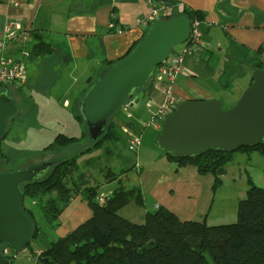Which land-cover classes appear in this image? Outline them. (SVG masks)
I'll return each mask as SVG.
<instances>
[{"label":"crops","instance_id":"obj_1","mask_svg":"<svg viewBox=\"0 0 264 264\" xmlns=\"http://www.w3.org/2000/svg\"><path fill=\"white\" fill-rule=\"evenodd\" d=\"M171 1L180 12L187 8L204 14L202 31L209 44L206 50L199 52L198 60L186 58L185 66L191 75L177 79L175 92L180 103L218 97L224 104L227 100L238 102L253 81V76H248L244 69L236 70L233 61L238 53L255 61L253 70L260 65L264 67V0ZM150 10L148 0H0V37L8 22L20 21L22 35L7 44L5 54L25 61L29 77L24 85L30 84L36 93L70 109L80 104L108 63L123 58L143 38L145 27L141 22ZM117 29H122V34L117 33ZM40 41L51 45L54 51L36 56L34 47ZM224 75L234 78L229 86L222 81ZM243 79L238 92L235 85ZM145 95L147 99L152 95L156 104L163 99L161 92L153 87ZM136 117L133 124L139 128L147 117ZM84 136L82 132L75 138L82 140ZM231 157L226 174L221 176L222 184L216 190L213 174L202 175L196 166L179 164L167 156L156 160L155 165L150 164L146 170L137 162L140 181L131 187L122 185L121 176L114 177L110 172L103 180L95 174L89 176L91 185L100 187L101 195L112 196L119 188L135 192L130 203L118 211L119 215L133 202L142 208L146 203L150 206L145 207L144 217L139 221L129 219L136 224H143L148 212L165 208L183 221H205L217 226L228 224L233 216L218 215V210L210 218L214 208L231 205L232 212L229 207L225 212L231 216L239 201L246 197L249 180L264 188L261 152L237 151ZM124 172L129 179L127 171ZM70 209L69 216L64 218L63 214ZM63 214L60 226L54 230L57 239L89 219L92 210L86 201L77 197Z\"/></svg>","mask_w":264,"mask_h":264},{"label":"trees","instance_id":"obj_2","mask_svg":"<svg viewBox=\"0 0 264 264\" xmlns=\"http://www.w3.org/2000/svg\"><path fill=\"white\" fill-rule=\"evenodd\" d=\"M176 15L186 16L190 21L196 18L204 23V14L187 8L181 12L177 9L167 20ZM53 51V47L44 41L34 47L36 56L48 55ZM113 63H108V66ZM232 78L224 75V85L229 86ZM151 86L150 82L143 92L150 90ZM114 127L115 123L109 121L105 135L92 143L90 150H99L108 143L119 142L120 137L113 131ZM8 131L9 128L1 141L7 137ZM86 136L85 133L84 138ZM78 141V138L59 134L46 151ZM239 151H259L264 156V144ZM233 154L211 150L198 158L174 159L165 156L179 164L196 166L202 175L213 174V188L216 190L222 184L221 176L226 174V166ZM1 155L3 167L7 156L2 151ZM77 159L69 165L55 161L45 177L23 186L25 198L55 195L44 210V219L49 225L60 226L62 214L77 197L86 201L92 210L89 219L66 236L50 243L39 257L49 258L53 264H264V188L255 185L252 180H249L246 197L238 203L236 223L211 226L205 221H183L175 213L158 208L146 214L143 224H136L118 213L130 203L135 192L119 188L112 196L101 198L100 187L92 186L87 175L79 173ZM75 173L79 175L73 180L71 177ZM22 211L33 224L32 242L28 246L32 251L40 225L24 203ZM6 247L11 249L10 246ZM6 258L13 264L12 256Z\"/></svg>","mask_w":264,"mask_h":264},{"label":"water","instance_id":"obj_3","mask_svg":"<svg viewBox=\"0 0 264 264\" xmlns=\"http://www.w3.org/2000/svg\"><path fill=\"white\" fill-rule=\"evenodd\" d=\"M189 34L190 20L186 16L156 20L124 58L100 74L79 104L92 143L105 135L111 118L146 89L157 67ZM134 101L138 104L140 98ZM16 113L13 95L6 90L0 92V141ZM155 142L174 159L198 158L211 150L234 153L264 144V67L254 70L252 84L234 106L224 107L220 97L181 102L166 119ZM52 166L53 162H49L7 172L2 170L0 149V264H11L2 254L3 247L10 246L16 255L28 250L33 224L22 211L23 186L45 177ZM38 262L53 264L43 257Z\"/></svg>","mask_w":264,"mask_h":264},{"label":"rangeland","instance_id":"obj_4","mask_svg":"<svg viewBox=\"0 0 264 264\" xmlns=\"http://www.w3.org/2000/svg\"><path fill=\"white\" fill-rule=\"evenodd\" d=\"M147 29L148 27L145 28L144 32H146ZM180 48L181 45L177 46L175 50L178 51ZM254 62V60L249 61V58L245 55L242 56L241 53H238L233 64L236 66V70L244 69V71L248 73V76L251 77L254 73ZM233 79L234 78H232L231 81H233ZM243 82L244 79L238 80V84L235 85L238 92H240L239 88H241L240 86ZM5 90L12 94L16 100L17 113L9 120L7 137L0 143L1 151L8 155L3 162L2 170L4 171L12 172L19 169L33 168L44 163L55 161L65 162L69 165V163H72L75 158L78 157L77 163L79 165V173H85L89 180L90 174H95L98 178L103 180L104 175L110 172L115 175L114 177L121 176L122 185L131 187L132 185H138L140 181V175L137 173V170L140 168L136 167L137 162H139L140 167L142 165V170H146L150 164H154L156 160H161V158L165 157V154L157 147L155 142L161 130H156L154 128H147L142 132L138 130L139 133H141L142 144L137 152L129 148L128 139L122 132V126L129 123L123 109H120L110 120V122L115 123L113 131L120 137L119 142L114 144L108 143L99 150H90L93 144L87 134L83 119L79 118L81 117L79 105L76 107L72 106L70 109H65L62 107L61 102L57 104L55 100L50 99L48 96L36 93L30 88V84H13L7 88L0 89V92ZM147 92H149V89L138 93V98H140L141 101L137 104L138 107L136 106L135 109H133L135 117L146 118L149 115V110L145 107V102L147 100L145 93ZM234 103L236 104L237 102L227 100L224 107L234 106ZM82 132L87 134L84 139L66 147L54 148L51 151H46V148L54 142L59 134H65L69 137H80ZM85 151L89 152L84 153ZM124 171H127L129 179H126V174H124L126 172ZM79 173H75L71 179H77ZM119 186H121V184ZM116 187H118V184H116ZM54 196L55 195H40L37 198H25L24 206L28 211H31L35 219H37L38 225H40V233L36 237L35 242L32 243V251L28 249L22 254L12 255L11 259L13 264H40L38 258L41 252L45 250L51 242L57 239V234L54 230L58 227H55L54 224L49 225L44 219V210ZM146 206L148 208L150 207L147 203ZM146 206L142 208V206L133 202L131 205L121 210L120 214L127 219L139 221V219L144 217L143 214L146 211ZM230 206L231 205H218L212 211L210 218H213L212 216L214 214L216 215L219 210L217 213L218 215L233 216L232 220H229V222L227 221L228 224L236 223L238 220L236 208L231 216L229 215L231 213H225ZM223 207H225V209L222 211ZM70 211L71 209L63 214V217L66 218L69 216L68 214ZM229 211L232 212L231 208Z\"/></svg>","mask_w":264,"mask_h":264},{"label":"built area","instance_id":"obj_5","mask_svg":"<svg viewBox=\"0 0 264 264\" xmlns=\"http://www.w3.org/2000/svg\"><path fill=\"white\" fill-rule=\"evenodd\" d=\"M151 6L150 12L142 20V25L146 28L156 20H167L177 11V5L171 0H148ZM202 21L193 19L190 21V34L188 39L181 44V48L173 50L164 63L157 67L154 78L151 80L152 87L161 92L163 99L156 104L155 98L150 95L145 102V107L152 110L147 119L141 122V126L137 129L133 124L136 118L134 114L135 97L131 103L125 105L122 109L126 113L129 120L128 124L122 126V132L128 139L129 148L139 150L142 140L141 133L147 128L162 130L168 116H170L180 104V98L176 95L175 86L180 76L189 77L191 74L185 66L186 58L194 57L197 60L198 54L208 48L209 44L204 39ZM22 26L19 20H13L6 24L3 34L0 37V89L7 88L13 84L24 85L28 82V70L25 61L5 54V47L11 41L17 40L22 34ZM122 29H117V33L122 34ZM138 107V106H137ZM139 130V131H138ZM104 195H101L103 198ZM2 254L5 257L12 256V250L4 247Z\"/></svg>","mask_w":264,"mask_h":264}]
</instances>
